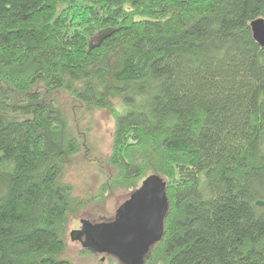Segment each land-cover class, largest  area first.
Wrapping results in <instances>:
<instances>
[{
    "label": "trees",
    "instance_id": "1",
    "mask_svg": "<svg viewBox=\"0 0 264 264\" xmlns=\"http://www.w3.org/2000/svg\"><path fill=\"white\" fill-rule=\"evenodd\" d=\"M257 18L264 0H0V264H74L64 173L97 110L115 120L97 198L166 182L147 264H264Z\"/></svg>",
    "mask_w": 264,
    "mask_h": 264
},
{
    "label": "rangeland",
    "instance_id": "2",
    "mask_svg": "<svg viewBox=\"0 0 264 264\" xmlns=\"http://www.w3.org/2000/svg\"><path fill=\"white\" fill-rule=\"evenodd\" d=\"M58 96L67 110L72 111L78 107L66 93H59ZM81 117L82 128L90 126V130L88 134L81 135L82 150L74 156L72 163L65 170L64 180L72 185L75 196L83 198L85 204L79 212L69 217L66 232L67 256L74 264H111L110 257L101 258L99 253L94 254L83 249L78 240L72 239L71 233L80 227L82 220L93 223L112 221L118 207L146 178L140 180L134 190H116L98 199L97 195L101 192L103 182L113 172L108 159L112 150L115 120L108 110H97L92 116L83 112V115H78L77 120Z\"/></svg>",
    "mask_w": 264,
    "mask_h": 264
},
{
    "label": "water",
    "instance_id": "3",
    "mask_svg": "<svg viewBox=\"0 0 264 264\" xmlns=\"http://www.w3.org/2000/svg\"><path fill=\"white\" fill-rule=\"evenodd\" d=\"M254 39L264 47V19L251 22ZM263 206V201H258ZM169 207L166 182L157 175L148 176L116 212L110 222L93 223L84 220L83 231L88 236L86 246L95 253L108 246L113 252L128 259V264H142L149 246L159 241L164 232V219ZM77 232L71 237L77 240ZM100 248V249H99Z\"/></svg>",
    "mask_w": 264,
    "mask_h": 264
},
{
    "label": "flooded vegetation",
    "instance_id": "4",
    "mask_svg": "<svg viewBox=\"0 0 264 264\" xmlns=\"http://www.w3.org/2000/svg\"><path fill=\"white\" fill-rule=\"evenodd\" d=\"M141 187V186H140ZM139 187V188H140ZM139 188H137L136 190H134V191H132V192H130V195H129V198L128 199H130V196L135 192V191H137ZM127 199V200H128ZM126 200V201H127ZM125 201V202H126ZM124 202V203H125ZM123 203V204H124ZM121 206V205H120ZM119 206V207H120ZM118 207V208H119ZM117 212V211H116ZM116 215V214H115ZM115 218V217H114ZM114 220V219H113ZM112 220V221H113ZM83 221L84 220H82L81 221V225H80V227L78 228V229H75V230H73L74 232H77L76 233V235H77V240H78V242L82 245V248L83 249H85V250H87L88 252H91V253H94L95 254V252L93 251V248H91V247H88V246H86V245H88L87 244V240H88V236H87V234L86 233H82V229H83V225H84V223H83ZM72 231V232H73ZM154 245L155 244H152L151 246H149V250H148V252H146L145 254H144V256H143V261H142V264H147V260H148V257H149V255H150V252H151V250L153 249V247H154ZM100 249V248H99ZM100 254V256H101V258H104V256H107V257H110V258H113V259H115V260H117V261H119L121 264H128V259L127 258H123L122 256H120L119 254H117L115 251L113 252L110 248H108V246H106V247H103V252H101V253H99ZM104 260V259H103Z\"/></svg>",
    "mask_w": 264,
    "mask_h": 264
}]
</instances>
